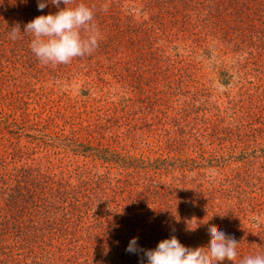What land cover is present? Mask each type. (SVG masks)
<instances>
[{"label":"rangeland","instance_id":"rangeland-1","mask_svg":"<svg viewBox=\"0 0 264 264\" xmlns=\"http://www.w3.org/2000/svg\"><path fill=\"white\" fill-rule=\"evenodd\" d=\"M171 1L103 11L97 27L127 30L122 53L99 43L53 67L38 61L23 31L34 14L7 17L0 0V176L51 174L75 190L89 178L111 201L158 205L172 223L227 227L240 247L249 239L243 254H264V0ZM206 14H222L220 26L205 25ZM89 144L143 167L101 159ZM147 160L160 166L145 168ZM171 187L170 207L155 202ZM184 188L193 200H183ZM223 204L235 214L213 216Z\"/></svg>","mask_w":264,"mask_h":264},{"label":"trees","instance_id":"trees-1","mask_svg":"<svg viewBox=\"0 0 264 264\" xmlns=\"http://www.w3.org/2000/svg\"><path fill=\"white\" fill-rule=\"evenodd\" d=\"M125 1L73 0L70 6L82 2L91 7L95 13L94 23L96 24L98 19H108L109 14L104 15L103 11L111 12L115 8L119 9L124 6ZM138 1L145 7L149 5L152 8L155 7L154 10L159 9L156 8L157 5L160 7L163 4L172 3L171 0ZM191 1L194 4L199 3L195 0ZM180 2L185 3V0ZM173 4L178 3L175 1ZM1 7L7 17L14 10H21L29 15L34 14L31 16L33 20L39 15H45L49 10L47 8L55 6L49 2L41 11L38 9V0H2ZM60 7L63 8L64 5L61 4ZM222 17V14H206L203 17V23L220 26ZM183 19L187 20V18ZM199 20L202 21L200 17ZM110 25L115 24H108L106 21L98 24L101 33L100 46L108 55L112 51L115 54L122 53L121 49L128 37L127 30L121 28L111 30L113 27ZM85 147L101 159H107L108 155L111 160L121 162L128 168L143 167L137 162L133 163V159H128L125 155L120 156L115 150L90 144ZM146 163L149 165L145 168L157 169V166H160L156 161L147 160ZM2 176H4L3 173ZM2 176H0V264H141L142 253L126 252L133 237L137 238L138 247L141 249H154L161 240L173 235L190 248L207 246L211 239L207 224L205 226L189 225L191 218L181 222L175 216L172 218L175 223H172L166 220L169 210L165 211L158 205H155L157 212L146 204L140 206L136 200L131 207L127 201L123 202V198L120 200L114 198L115 200L111 201L89 178L82 180L77 186L78 190H75L70 186L73 184L63 181L62 178L57 179L51 174L39 176L33 175L32 171L30 173L29 170L20 169L7 172L4 178ZM173 191L171 187L162 196L155 193L154 197L157 198L155 202L162 201L165 206L170 201V197L175 198ZM238 192L234 196L236 199L239 197ZM180 193L184 197L183 200H193L192 189L184 188ZM164 198L166 201L163 200ZM167 206L170 207V205ZM231 208L223 204L218 208V212H212V214L226 219V213L234 211ZM191 209L194 210V208ZM113 211L115 212V216L112 217L115 218L114 220L110 218L111 213L114 214ZM177 212L178 215L183 213L180 209ZM232 214L235 213L229 215ZM222 231H229V228L226 227ZM226 236L230 237L228 234ZM247 241L249 242V239H242V247L237 241V258L252 255L242 252L246 248L243 242ZM143 259L146 264L147 258Z\"/></svg>","mask_w":264,"mask_h":264},{"label":"clouds","instance_id":"clouds-1","mask_svg":"<svg viewBox=\"0 0 264 264\" xmlns=\"http://www.w3.org/2000/svg\"><path fill=\"white\" fill-rule=\"evenodd\" d=\"M49 2L58 11L35 17L23 30L32 37L29 47L38 61L55 67L92 55L101 39V33L94 23L93 9L82 2L70 6L73 0H38V9L42 11ZM20 31V28L13 27L10 38L18 39ZM207 231L211 238L207 246L190 248L173 235L161 240L154 249H141L137 238L133 237L126 252L142 253L141 264H145L144 257L147 258L146 264H233L238 255V242L227 237L216 225H210ZM239 264H264V254L244 256Z\"/></svg>","mask_w":264,"mask_h":264}]
</instances>
